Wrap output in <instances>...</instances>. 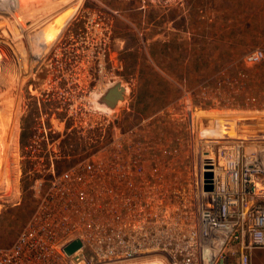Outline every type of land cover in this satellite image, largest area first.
Listing matches in <instances>:
<instances>
[{"label":"rangeland","instance_id":"374dc122","mask_svg":"<svg viewBox=\"0 0 264 264\" xmlns=\"http://www.w3.org/2000/svg\"><path fill=\"white\" fill-rule=\"evenodd\" d=\"M254 49L264 53V0H0V245L25 226L31 186L47 176L21 146L24 133L62 98L68 109L55 110L71 118L83 107L76 119L85 128L110 115L122 131L156 140L163 157L192 160V169L212 147H237L264 179V59L243 60ZM115 81L126 87L124 98L100 105ZM72 160L58 161L57 170ZM252 264H264L263 251Z\"/></svg>","mask_w":264,"mask_h":264},{"label":"built area","instance_id":"2783aa9c","mask_svg":"<svg viewBox=\"0 0 264 264\" xmlns=\"http://www.w3.org/2000/svg\"><path fill=\"white\" fill-rule=\"evenodd\" d=\"M263 59L261 49L243 58ZM78 109L30 130L23 148L47 176L34 180L33 212L15 240L0 245V264H252L264 252V179L237 147H212L192 169V160L163 157L156 140L122 131L110 115L85 128ZM61 159L73 163L58 171ZM207 170L212 191L203 189ZM74 240L81 246L68 254Z\"/></svg>","mask_w":264,"mask_h":264},{"label":"water","instance_id":"95a60500","mask_svg":"<svg viewBox=\"0 0 264 264\" xmlns=\"http://www.w3.org/2000/svg\"><path fill=\"white\" fill-rule=\"evenodd\" d=\"M125 87L122 86L120 81H115L111 86L107 87L99 96L98 103L100 105H104L107 108H114L117 103L124 98ZM206 168H210L206 166ZM204 191H212L213 189V174L212 171L207 170L204 172ZM81 243L79 240H74L69 243L65 250L68 254H72L78 248H80Z\"/></svg>","mask_w":264,"mask_h":264},{"label":"flooded vegetation","instance_id":"af4514ba","mask_svg":"<svg viewBox=\"0 0 264 264\" xmlns=\"http://www.w3.org/2000/svg\"><path fill=\"white\" fill-rule=\"evenodd\" d=\"M37 99H38V98H36V100H37ZM62 100H65V99L62 98ZM62 100L58 101L57 103L52 102V103H48L47 105H45V107H47L48 109H47V110H44V114H45V115H49V117H50V116H52V113H55L56 117H62L63 114H64V112L61 111V114H60V113L57 111L59 107H61V110L64 108V106L62 105V104H63ZM37 101H38V103H40L39 100H37ZM38 103H37V104H38ZM39 109H40V107H37V106L35 105L34 110L36 111V114L40 113V112H39ZM55 109H57V110H55ZM48 112H50V113H48ZM30 114H31V113H29V117H28V118H30ZM42 114H43V113H42ZM35 118H36V117H35ZM36 119H37V118H36ZM41 119H42V120H41L40 122H44V123L48 120L47 118H45V119L41 118ZM36 124H39V122L36 123ZM29 127L32 128L31 125H30ZM29 131H30V130H29Z\"/></svg>","mask_w":264,"mask_h":264},{"label":"trees","instance_id":"16d2710c","mask_svg":"<svg viewBox=\"0 0 264 264\" xmlns=\"http://www.w3.org/2000/svg\"><path fill=\"white\" fill-rule=\"evenodd\" d=\"M61 24H62V22H61V20H60L59 22H57V27H55L54 30L51 29V28H48V29L46 28V29L49 31V36H50V37H48V39H51V38L54 36V33L57 31V29L59 28V26H60ZM47 41H48V40L44 41L43 44L41 45V47H45ZM52 41H53V40H52ZM50 42H51V41H50ZM24 135H25L24 137L29 136V135H30V132H25ZM75 138H77V137H76V136H71V139L74 140ZM24 144H25V142L22 141L21 146L24 147ZM24 163H25V162L23 161L22 164L24 165ZM23 171H24V173L26 172V171L24 170V167H23Z\"/></svg>","mask_w":264,"mask_h":264},{"label":"bare ground","instance_id":"6f19581e","mask_svg":"<svg viewBox=\"0 0 264 264\" xmlns=\"http://www.w3.org/2000/svg\"><path fill=\"white\" fill-rule=\"evenodd\" d=\"M61 30H62V29H61ZM61 30H60V31H61ZM58 34H59V33H58ZM56 37H58V36H56ZM56 37H55V38H56ZM55 38H54V39H55ZM54 39H53V40H54ZM125 88H126V87H125ZM118 103H119V102H118Z\"/></svg>","mask_w":264,"mask_h":264}]
</instances>
